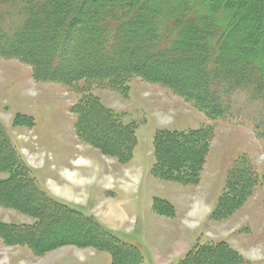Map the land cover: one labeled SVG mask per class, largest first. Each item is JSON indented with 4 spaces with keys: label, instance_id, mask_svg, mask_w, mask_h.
Instances as JSON below:
<instances>
[{
    "label": "rangeland",
    "instance_id": "rangeland-1",
    "mask_svg": "<svg viewBox=\"0 0 264 264\" xmlns=\"http://www.w3.org/2000/svg\"><path fill=\"white\" fill-rule=\"evenodd\" d=\"M263 22L257 20L255 37L261 49ZM223 85L216 91L225 98ZM249 94L230 93L229 117L211 122L173 89L141 75L67 85L39 80L30 62L0 57V264H112L110 248L117 264H264V186L245 172H253L252 163L263 170L264 144L253 128L264 103ZM205 126L214 129L205 139L167 144L163 153L154 145L160 131ZM14 151L44 192L93 216L144 259L18 180L13 171L23 166L16 167ZM240 155L250 163L239 164L233 177ZM244 187L253 188L252 196H244Z\"/></svg>",
    "mask_w": 264,
    "mask_h": 264
},
{
    "label": "trees",
    "instance_id": "trees-1",
    "mask_svg": "<svg viewBox=\"0 0 264 264\" xmlns=\"http://www.w3.org/2000/svg\"><path fill=\"white\" fill-rule=\"evenodd\" d=\"M221 1L0 0V57L30 62L39 80L67 85L82 80L123 81L131 75H141L173 89L211 122L224 121L229 117L230 106L225 98L230 93L246 90L250 100L264 103V49L255 38L260 34L257 20L264 19V0H247L244 11L238 7L246 0H223L220 5ZM233 3L237 7L228 12L227 7ZM240 26L243 30H239ZM238 30L243 33L234 34ZM223 83L225 98L216 91ZM78 108H74L75 113ZM259 119L255 134L264 142V111ZM79 126L77 122L76 129ZM82 129L80 134L86 139L90 130L86 126ZM211 129L205 126L184 133L160 131L153 137L154 145L163 153L167 144L180 146L186 138L198 136L205 139L206 132H214ZM214 134H210L212 139ZM14 152L16 167L23 166L22 172L13 171L17 179H26L28 185L32 182L41 191L23 158ZM207 159V155L202 157V171ZM236 160L230 171L233 177L238 174L235 171L239 164L250 163L244 156ZM252 166L255 168L253 163V172L250 168L245 172L254 175L256 187L264 186V167L261 173ZM244 190V196H252V187ZM44 193L56 209L79 216L116 247L144 259L138 247L117 239L93 216ZM206 245L208 250L218 249ZM106 251L112 256V264H117L116 250Z\"/></svg>",
    "mask_w": 264,
    "mask_h": 264
},
{
    "label": "crops",
    "instance_id": "crops-1",
    "mask_svg": "<svg viewBox=\"0 0 264 264\" xmlns=\"http://www.w3.org/2000/svg\"><path fill=\"white\" fill-rule=\"evenodd\" d=\"M19 156H21V155H19ZM23 156V155H22ZM244 155H240V156H238V158H240V157H243ZM249 156V155H248ZM250 157V156H249ZM237 158V159H238ZM251 158V157H250ZM255 165H256V163H255ZM257 166V165H256ZM263 167H264V165H263ZM204 171H208V169H204L203 170V172ZM35 172V171H34ZM34 174V173H33ZM34 177H35V175H34ZM35 180H36V177H35ZM36 182H37V180H36ZM37 185H38V183H37ZM38 187H39V185H38ZM40 189H41V187H39ZM41 191H43V189H41ZM54 196V198H57L55 195H53ZM63 202V201H62ZM65 203V202H64ZM66 204V203H65ZM67 204H69V203H67ZM70 205V204H69Z\"/></svg>",
    "mask_w": 264,
    "mask_h": 264
},
{
    "label": "bare ground",
    "instance_id": "bare-ground-1",
    "mask_svg": "<svg viewBox=\"0 0 264 264\" xmlns=\"http://www.w3.org/2000/svg\"><path fill=\"white\" fill-rule=\"evenodd\" d=\"M92 164H90V166H91ZM92 167V166H91ZM69 175V174H68ZM73 177H74V175H70V178L69 179H71V180H73L74 181V179H73ZM111 210V212H109V214H112V215H114L116 212H113L114 210H112V208L110 209ZM116 210V209H115ZM117 214V213H116ZM111 215V216H112Z\"/></svg>",
    "mask_w": 264,
    "mask_h": 264
}]
</instances>
